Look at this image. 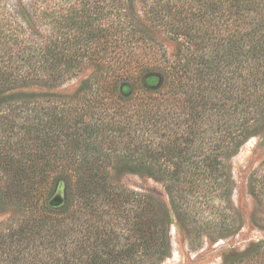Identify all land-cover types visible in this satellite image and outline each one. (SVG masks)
I'll return each instance as SVG.
<instances>
[{
    "label": "trees",
    "instance_id": "obj_1",
    "mask_svg": "<svg viewBox=\"0 0 264 264\" xmlns=\"http://www.w3.org/2000/svg\"><path fill=\"white\" fill-rule=\"evenodd\" d=\"M181 1L2 13L0 264H161L172 224L224 238L231 161L253 138L264 222V0ZM239 260L264 263V239L223 264Z\"/></svg>",
    "mask_w": 264,
    "mask_h": 264
},
{
    "label": "rangeland",
    "instance_id": "obj_2",
    "mask_svg": "<svg viewBox=\"0 0 264 264\" xmlns=\"http://www.w3.org/2000/svg\"><path fill=\"white\" fill-rule=\"evenodd\" d=\"M14 2L15 0H0V18L7 6H12ZM152 5L153 0H136L137 15L143 17ZM257 143L258 138L249 140L231 161L234 189L230 202L237 216L231 234L213 241L210 237H216L217 234L202 233L200 238L196 239L193 235L189 238L188 229L177 228L172 224L169 228L170 256L161 264H223L226 259L238 256L244 249L264 239L261 209L248 193L249 176L258 168L263 158L262 152H254ZM121 183L135 190L150 188L162 192L159 185L136 175H125L121 178ZM245 262L247 261L239 260L236 264Z\"/></svg>",
    "mask_w": 264,
    "mask_h": 264
}]
</instances>
